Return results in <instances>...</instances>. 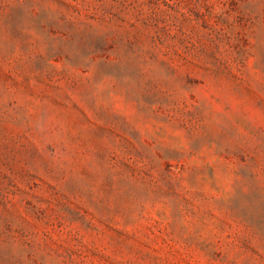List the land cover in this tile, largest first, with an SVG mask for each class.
<instances>
[{"label": "rangeland", "instance_id": "374dc122", "mask_svg": "<svg viewBox=\"0 0 264 264\" xmlns=\"http://www.w3.org/2000/svg\"><path fill=\"white\" fill-rule=\"evenodd\" d=\"M0 264H264V0H0Z\"/></svg>", "mask_w": 264, "mask_h": 264}]
</instances>
